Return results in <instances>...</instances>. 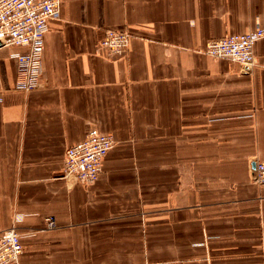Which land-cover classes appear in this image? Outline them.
Listing matches in <instances>:
<instances>
[{
    "label": "crops",
    "instance_id": "0c3cea01",
    "mask_svg": "<svg viewBox=\"0 0 264 264\" xmlns=\"http://www.w3.org/2000/svg\"><path fill=\"white\" fill-rule=\"evenodd\" d=\"M262 25L264 0H60L30 92L24 48H0V233L19 234L17 264H264V39L251 72L203 53ZM108 29L130 35L125 56L99 54ZM89 128L114 145L85 186L63 160Z\"/></svg>",
    "mask_w": 264,
    "mask_h": 264
},
{
    "label": "built area",
    "instance_id": "2783aa9c",
    "mask_svg": "<svg viewBox=\"0 0 264 264\" xmlns=\"http://www.w3.org/2000/svg\"><path fill=\"white\" fill-rule=\"evenodd\" d=\"M60 0H0V48H24L16 55V88L30 92L40 86V58L44 48L45 26L59 15ZM264 39V25L245 33L226 35L206 43L203 53L211 58L238 64L251 72L256 64L254 46ZM130 35L124 31L105 30L97 42L101 57L112 60L126 55ZM109 134L89 128L82 141L69 146L64 153L63 176L85 186L101 174L102 161L113 147ZM254 182L264 185V161H257ZM53 226V219H46ZM23 246L14 228L0 233V264H17Z\"/></svg>",
    "mask_w": 264,
    "mask_h": 264
}]
</instances>
